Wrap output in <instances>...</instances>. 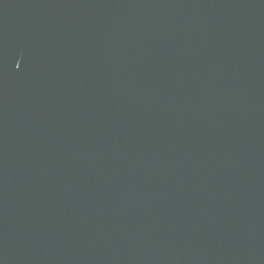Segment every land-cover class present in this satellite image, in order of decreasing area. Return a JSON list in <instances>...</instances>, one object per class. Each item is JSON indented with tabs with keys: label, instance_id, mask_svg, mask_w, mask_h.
<instances>
[{
	"label": "water",
	"instance_id": "obj_1",
	"mask_svg": "<svg viewBox=\"0 0 264 264\" xmlns=\"http://www.w3.org/2000/svg\"><path fill=\"white\" fill-rule=\"evenodd\" d=\"M0 264H264V0H0Z\"/></svg>",
	"mask_w": 264,
	"mask_h": 264
}]
</instances>
